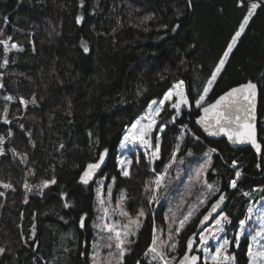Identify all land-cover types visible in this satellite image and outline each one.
Returning <instances> with one entry per match:
<instances>
[{
  "label": "trees",
  "instance_id": "16d2710c",
  "mask_svg": "<svg viewBox=\"0 0 264 264\" xmlns=\"http://www.w3.org/2000/svg\"><path fill=\"white\" fill-rule=\"evenodd\" d=\"M188 3L189 0H84L81 7L80 0H0V38L10 35L12 42L25 49L22 53H9V58L16 62L0 69L5 85L0 88V111L5 103L4 95H12L18 101L21 96L30 98L35 93L40 105H30L23 112L18 111V102H13L9 106V118L13 119V113L22 118L13 119L10 125L0 123V136L5 137V153L0 155V181L10 182L16 188L15 192L8 191L6 197L0 198V247L8 249L0 256V264H90L80 253L90 252L97 178L88 186L77 181L82 166L97 158V152L104 148L110 150L107 165L100 174L104 184L116 177L115 188L126 190V209L133 214L143 207L148 213L125 264H135L137 260L148 264L143 254L151 242L153 219L157 228L166 231L165 216L169 211L165 206L169 199L171 202L176 196L180 201L183 195L180 186L175 193L169 187L187 185L189 181H182L184 176H190L186 165L196 164L206 153L212 155L215 169L209 172L207 182L219 184L228 193L224 210L232 214L234 224L238 217H243L249 202L258 201L264 195H240V192L264 187V166L256 168L258 155L251 147L233 148L225 139L206 137L195 124L199 110L189 113L184 109L176 124H169L160 133L162 158L155 162L156 172H161L168 163L181 124H188L201 137L200 141L186 137L176 163L165 177L167 187L159 194L160 202L150 207L143 192L145 182L155 177L143 153H132L131 178L121 176L118 171L117 148L125 126L145 111L150 100L161 98L178 80L185 81L191 96L202 90L247 11L246 6L237 7L236 0H191V7ZM77 15L83 17L79 25L75 22ZM147 15L154 19L142 23ZM177 24L180 27L173 33L171 29ZM52 26L59 35L49 37ZM81 40L89 46L87 54L82 50ZM2 59L0 46V62ZM262 74L264 3L231 54L209 93L208 102L247 79L256 81ZM138 89L146 91L137 96ZM69 100L71 116L65 114ZM163 116L167 119L168 112ZM19 124L32 130L34 148ZM9 128L15 133L10 139L6 135ZM258 133L264 142V82L259 91ZM61 143L65 145L62 150ZM212 148L217 149V154L211 153ZM189 151L192 156L187 155ZM23 153L28 156L27 167L36 172L30 177L31 183L38 184L53 176L57 179V184L45 189L42 196L29 193L27 204L23 203L22 188L26 166L17 158ZM137 157L139 164L135 163ZM234 159L243 173L238 182L239 191L228 188L229 179L234 175L229 166ZM61 191L71 193L72 208L63 207ZM202 191L197 187L191 197L183 195L188 200V208L195 205L196 194ZM214 198L209 199V204ZM205 210L202 208L180 234L179 255ZM84 213H87L86 227L81 229L79 217ZM33 223L38 241L35 250L30 246L31 240L26 244L22 239V234L28 237ZM246 250V240H242L239 249H231L238 264L248 263Z\"/></svg>",
  "mask_w": 264,
  "mask_h": 264
},
{
  "label": "snow or ice",
  "instance_id": "6c2138e0",
  "mask_svg": "<svg viewBox=\"0 0 264 264\" xmlns=\"http://www.w3.org/2000/svg\"><path fill=\"white\" fill-rule=\"evenodd\" d=\"M81 7L84 6V0H80ZM264 0H236L237 7H247L240 20L238 27L231 35L227 42L226 48L219 57L218 62L211 69L210 75L203 83L202 90H198L195 96H191L189 90L185 86L184 80H178L171 88L163 93L162 98L150 100L146 106L144 114L130 121L125 126V132L120 141V149L132 151L133 149H143L144 159L149 165V170L155 173L154 179L146 181L143 192L147 198V203L151 207L154 203L159 202V194L167 185L164 180L169 170L177 161V154L181 151L182 145L186 137L191 136L194 141H200L201 137L193 131L188 124L180 125V134L176 137L177 143L173 147L168 163L164 165L161 172L157 173L154 167L155 162L161 157V135L169 124L175 125L178 118L183 114L184 109L189 113L199 110L196 116L195 124L202 129L203 133L212 137H225L232 145H250L259 157L256 164L257 169L264 166V142L260 141L258 134V115H257V97L261 89V83L264 82V74L259 79L253 81L247 79L246 82L239 83L238 86L230 87L223 91L222 94L214 100L208 102L209 93L213 90V86L221 77L229 58L237 47L242 35L248 28L250 21L253 19L258 8L262 6ZM188 6L191 7V0ZM152 15L143 17L142 23L153 20ZM83 17L77 15L76 24H81ZM7 22V18H5ZM167 29V25H163ZM179 24L172 27L171 31L175 33ZM59 35L56 27L52 26L48 30L49 37ZM13 37L7 36L6 39L0 38V46L3 47V59L0 62V69H6L10 63H15L14 59L9 58V53L15 51L22 53L24 47L12 42ZM31 43V41H30ZM81 47L84 53L90 51L87 42L81 40ZM33 44L32 51L35 52ZM183 63V61H182ZM23 75V73H20ZM3 72H0V88H4L2 82ZM146 89H138L136 95L141 96ZM5 102L0 111V123L10 125L15 114H11L10 119L9 106L13 102H18V111L26 112L29 106L39 107L38 97L35 93L30 98L23 96L14 100L12 95H4L2 97ZM72 104L68 101L66 115L71 116ZM168 112L169 117L164 118L163 114ZM18 127L28 137L29 144L34 148L32 141V130L25 129L24 124ZM7 138H12L15 133L11 128L7 130ZM91 138L92 133H88ZM97 145L99 141H96ZM5 137L0 136V155L5 153ZM65 145L61 143L59 149H64ZM110 150L104 148L97 152V158L91 160L82 166L79 173L78 183L88 186L94 181L98 171L105 163ZM212 154H217V149H211ZM16 156V153L13 152ZM192 156V152L187 153ZM21 164L26 166V172L22 183L25 192L23 203L29 202V193L35 192L37 195H43L44 190L57 184V179L53 176L51 179H42L38 184L30 182V177L36 175L35 169L27 167L28 156L26 153L17 157ZM133 160L125 155H121L117 161V168L121 176L131 178V166ZM135 163L139 164L140 159L137 157ZM183 164L184 160L181 159ZM76 167H81L77 165ZM234 170V175L229 179L228 188L237 190L238 182L242 178V171L238 167V161L233 160L229 166ZM213 158L211 154L206 153L205 156L198 160L196 166L189 170L190 181L186 185L187 196L193 195V190L200 187L202 193H197V202L194 206L188 208V200L182 195L180 201L174 208L169 209V214L165 216L166 231L157 228L153 219L152 238L144 256L148 258V264H238L236 254L231 251L232 248L239 249L242 240L247 241L248 264H264V195L260 196V200L256 203L249 202L243 217H238L236 223L233 222L231 213L224 210L229 195L222 189L219 184H209L207 176L210 171H214ZM116 177H112V183L107 184V193H104L103 182L97 188V211L101 213L98 222L94 225L98 229L97 239L92 242L91 251L81 252L82 257H86L90 264H125L126 256L131 252V246L136 242L140 230L144 226V220L148 213L143 207L137 210L133 217L126 209L125 202L127 200L126 190L116 200L115 206H111L112 190ZM0 198L6 197V192H15L16 188L12 183L0 181ZM253 193L264 194V187H256L250 191L240 192L243 197H251ZM71 193L66 191L60 192V199L63 201V207L72 208L73 204L70 200ZM215 197L209 206V199ZM257 204L259 206H257ZM202 208L206 211L199 218L197 228L198 232L192 233L186 241V249L182 255L178 254L179 237L185 228L199 215ZM119 217V219L114 218ZM87 213L79 217V227H86ZM23 219V213H21ZM63 219V217H61ZM67 223V221H65ZM19 227V226H18ZM231 230V235L229 231ZM198 238V239H197ZM22 239L33 243L30 245L35 250L38 243L36 236V225L33 223L27 238L22 234ZM107 250L104 252L103 250ZM8 249L0 247V256H3ZM202 253L203 255H200ZM35 262V257L33 258ZM136 264H141L140 260Z\"/></svg>",
  "mask_w": 264,
  "mask_h": 264
},
{
  "label": "rangeland",
  "instance_id": "374dc122",
  "mask_svg": "<svg viewBox=\"0 0 264 264\" xmlns=\"http://www.w3.org/2000/svg\"><path fill=\"white\" fill-rule=\"evenodd\" d=\"M171 88V87H170ZM169 89V88H168ZM167 89V90H168ZM166 90V91H167ZM162 98V97H161ZM146 110V109H145ZM144 114V112H142L140 115H138L136 118H138V117H140L141 115H143ZM125 132V131H124ZM124 134V133H123ZM122 137H123V135H122ZM122 139V138H121ZM121 141V140H120ZM119 144H120V142H119ZM119 144H118V153H117V155H116V161H118V158L123 154V155H125V156H127L128 158H130V159H132V153H133V151H135V153H138V152H141V153H143V149H140V148H136V149H133L132 151H127V150H123V149H120V147H119ZM197 164V163H196ZM196 164L195 163H188L186 166L189 168L188 170H187V172H188V174L190 175V172H189V170L191 169V168H194L195 166H196ZM150 179H151V175H150ZM152 179H154L153 177H152ZM97 183H96V185H97V187H100L101 186V184H100V182H103V185H104V193L106 194L107 193V184H110V183H112V182H110V183H106V184H104V177L103 176H100V175H98L97 176ZM182 181H190V176H184V178H183V180ZM180 186V189H181V192H182V194L183 195H187V193H186V185L185 184H183V185H172L171 187H169L170 189H168V190H173V192L175 193V192H177V188ZM121 192L122 191H120V190H117L116 188H115V186H113V190H112V198H111V206L112 207H114L115 206V203H116V200L119 198V196L121 195ZM170 195H172L171 194V192L169 193V195H168V199L170 198ZM96 197H97V193H96ZM160 196H159V202H160ZM215 199V198H214ZM213 199V200H214ZM259 201V200H258ZM179 202V198L178 197H176L175 196V200H171V202H170V199H169V204L167 205L166 204V206H165V210L166 211H169V209L170 208H174L176 205H177V203ZM196 202H197V197H196ZM196 202H195V204H196ZM252 203H256V201H252ZM156 204V203H155ZM257 206H259L258 204H257ZM97 199L95 198V202H94V208H95V216H94V219H93V224H92V238L90 239V251H91V245H92V242L95 240V239H97V233H98V229H96L95 227H94V225L98 222V217L101 215V213H99L98 211H97ZM130 213V212H129ZM135 214L136 213H133L132 214V216L134 217L135 216ZM114 218H117V219H119V217H114ZM198 239V238H197ZM234 250H236V248H234ZM104 252H106L107 250L105 249V250H103ZM246 252H247V250H246ZM201 255H203L202 253H200ZM182 255V254H181ZM143 256H144V254H143ZM145 257V256H144ZM248 257V256H247ZM147 260H148V258L147 257H145ZM136 264V263H135ZM248 264V263H247Z\"/></svg>",
  "mask_w": 264,
  "mask_h": 264
},
{
  "label": "water",
  "instance_id": "95a60500",
  "mask_svg": "<svg viewBox=\"0 0 264 264\" xmlns=\"http://www.w3.org/2000/svg\"><path fill=\"white\" fill-rule=\"evenodd\" d=\"M246 82V81H245ZM242 83V82H241ZM235 86H238V84L237 85H234V86H232V87H235ZM229 89V88H228ZM227 89V90H228ZM226 91V90H225ZM223 93V92H222ZM221 93V94H222ZM218 97V96H217ZM216 97V98H217ZM215 98V99H216ZM214 99V100H215ZM214 100L213 101H211V102H214ZM258 107H259V93H258V97H257V115H258ZM202 130V129H201ZM203 132V131H202ZM204 134V133H203ZM259 134V133H258ZM206 137H208V138H210V139H225L226 140V142H227V144H228V146H230V147H233V148H244V147H251L250 145H232V144H230L228 141H227V139L225 138V137H212V136H207L206 134H204ZM254 152H255V150L254 149H252ZM256 153V152H255ZM108 157H109V155H108ZM108 157L106 158V160H105V163L102 165V167H101V169L98 171V173H97V175H96V177L95 178H97V176L98 175H100L101 174V172L103 171V169L105 168V166L107 165V161H108ZM94 178V179H95ZM229 200V199H228ZM228 200L226 201V205H227V203H228ZM211 204V203H210ZM210 204H209V206H210ZM226 205H225V207H226ZM225 207H224V209H225ZM206 211V210H205ZM204 211V212H205ZM204 212H203V214H204ZM202 214V215H203ZM201 215V216H202ZM198 223H199V220H198V222H197V225H198ZM197 225H196V228H195V231L194 232H198L200 229H198L197 228ZM193 232V233H194ZM190 235H192V233L190 234ZM189 235V236H190ZM188 236V237H189ZM188 239V238H187ZM187 241V240H186ZM185 249H186V244H185ZM185 251V250H184ZM183 254V253H182ZM200 254V253H199ZM201 255V254H200Z\"/></svg>",
  "mask_w": 264,
  "mask_h": 264
}]
</instances>
